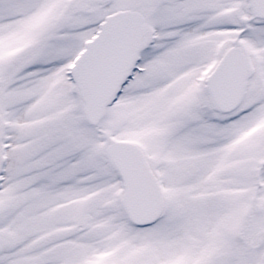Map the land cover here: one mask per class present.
Returning a JSON list of instances; mask_svg holds the SVG:
<instances>
[{
  "label": "snow or ice",
  "instance_id": "obj_1",
  "mask_svg": "<svg viewBox=\"0 0 264 264\" xmlns=\"http://www.w3.org/2000/svg\"><path fill=\"white\" fill-rule=\"evenodd\" d=\"M0 264H264V0H0Z\"/></svg>",
  "mask_w": 264,
  "mask_h": 264
}]
</instances>
